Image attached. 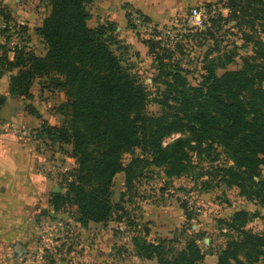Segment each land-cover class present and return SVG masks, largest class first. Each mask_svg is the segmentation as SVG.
<instances>
[{"label":"trees","instance_id":"1","mask_svg":"<svg viewBox=\"0 0 264 264\" xmlns=\"http://www.w3.org/2000/svg\"><path fill=\"white\" fill-rule=\"evenodd\" d=\"M93 1L47 0L48 14L35 29L43 56L26 46L13 63L0 58L2 72L17 69L10 79V96L28 98L36 80L64 93L66 101L57 107L63 118L60 126L43 124L40 133L52 145L71 147L75 167L66 194H52L51 202L76 206L83 225L105 222L114 211L124 214L121 201L112 202L117 174H124L126 187L146 166L164 167L168 177L181 176L190 153H199L206 144L207 149L217 145L227 152L232 165L222 176L228 186L264 204V180L256 181L264 167V0H226L227 17L217 15L211 21L216 29L219 23H231L252 45V55L241 59L240 68L226 69L234 61L230 51L223 53L210 60L197 87L188 85L180 71L160 70L168 81L156 101L162 108L159 116L147 114L149 91L112 50L117 44L113 25L88 27L87 6ZM204 30L212 39L211 29ZM215 63L224 71L221 75ZM172 134L181 136L163 147L162 140ZM136 149L141 155L124 164L123 156ZM249 217L243 211L233 215L227 226L236 235L216 264H254L264 256V236L244 229ZM140 248L158 257V264H199L203 257L194 241L172 261L162 258V246L145 239Z\"/></svg>","mask_w":264,"mask_h":264},{"label":"rangeland","instance_id":"2","mask_svg":"<svg viewBox=\"0 0 264 264\" xmlns=\"http://www.w3.org/2000/svg\"><path fill=\"white\" fill-rule=\"evenodd\" d=\"M123 1L130 36L135 44L117 42L112 45V50L122 57L124 65L149 91L150 100L146 106L149 115L162 114V108L156 101L162 98L161 93L166 88L164 83L168 80L160 76L161 69L170 67L180 71L188 85L197 87L210 60L230 51L234 62L226 64V69L236 70L240 68L242 58L252 55V45L242 40V33L233 29L231 23H219V29L212 28L211 21L217 15L227 17L226 0H148V8L156 11L166 8V12L170 10V14H166L168 17L157 23L142 14L137 0ZM92 6V3L87 6L88 11ZM14 7L22 10L24 17L19 19L26 22V16H42L44 10L49 9L47 0H21L19 4L10 0L9 6L0 5V17H14L11 13ZM194 7L201 8L206 19L204 28H196L189 23L190 12ZM133 16L153 26L159 38L156 39L155 35L147 37L143 32H138L132 24ZM205 28L211 29L212 39L205 35ZM148 43L153 44V50H150ZM213 66L216 68L218 63ZM215 71L217 75L224 72L220 68ZM35 89L36 102L38 99L45 102L47 97L50 98L40 96V89ZM166 139L168 137L162 140V146ZM52 148L55 153L60 152L58 145ZM207 148L203 144L199 153L191 152L186 172L178 177L166 176L164 167L146 166L140 176L126 187L121 185L123 178L120 175L123 173L117 174L112 187V202L116 204L121 201L124 214L120 210L114 211L105 222L83 225L77 207L71 203L52 204L51 216H41L35 222L41 212L36 210L30 215V231L26 234L23 228L21 232H16L20 236L15 238L9 237L8 232L0 233V264H158V257L148 256L140 248L144 239L162 246L164 252L161 256L168 261L184 252L189 243L194 241L203 254L199 264H212L213 260L206 258V255L218 257L226 249L230 239L236 235L227 224L236 212L241 211L250 216L244 229L264 236V204L257 198L249 199L242 195L236 186H228L222 176L223 170L232 165L227 152L217 145H213L212 149ZM140 155L141 151L136 149L133 155H124L123 162L127 164L133 157ZM53 156L59 165L65 164L66 168L74 169L75 166L71 167L69 162ZM70 170L63 175L58 171L53 174L62 191L68 184L66 178ZM42 171L45 173V170ZM261 180H264V167H261L259 178L256 179ZM116 193L118 198L115 201ZM176 195L187 196L193 204L189 206ZM50 200H53L52 194ZM46 222L57 228L59 235V238L51 237L48 244L43 240ZM16 242L27 244L26 253L20 257L14 256L11 247ZM42 246L44 254L41 261L35 256ZM108 251H112L110 256ZM254 264H264V256Z\"/></svg>","mask_w":264,"mask_h":264},{"label":"crops","instance_id":"3","mask_svg":"<svg viewBox=\"0 0 264 264\" xmlns=\"http://www.w3.org/2000/svg\"><path fill=\"white\" fill-rule=\"evenodd\" d=\"M14 1L19 4L21 0ZM137 1L139 10L152 22L157 23L160 19L168 17L166 14H170V10L166 12V8L161 9V11L148 8V0ZM123 2V0H94L92 3L94 7L92 6L91 10H89L90 19L87 21V25L90 28H95L105 22H110L115 28L114 37L116 43L134 45L135 42L130 36L131 30L122 5ZM9 3L10 0H0V5L9 6ZM48 11L49 9L44 10V15L42 16L37 14H31V17L26 16L28 20L27 40L31 51L36 56H43L44 47L36 36L35 29L41 26ZM11 13L14 17L22 18L23 16L19 7H14ZM0 58L8 63L14 62V58L3 49L0 50ZM16 73L17 69L6 70L0 78V97L2 99L0 103V118L12 120L20 126L30 128L43 124L60 126L63 118L57 107L66 101L64 93L47 87L48 84L44 80H36L30 89L28 98L12 97L9 95L10 79ZM36 87L40 89V96L45 95V97L50 96V98L47 97L48 100L45 102L39 99L36 102ZM46 144L47 150L41 151L32 141L20 140L11 136L0 137V233L8 232L9 237L15 238L18 235L20 236V233L16 232L18 230L21 232L23 228L22 230L26 234V232L30 231V215L34 214L33 212L36 210L41 211L39 215L46 212L44 215L46 218L51 216L50 206L53 203L50 200V196L58 186L53 174L55 171L59 172V168L63 166L59 165L54 156L52 158V155L57 156L62 161L69 162L72 165L71 167L75 166V160L66 155L67 152L70 153L71 147L58 146L60 152L55 153L52 148L54 145L48 141ZM52 160L56 162L58 169L50 174H47L46 171L44 173L42 170L49 168ZM63 167H65V164ZM41 168L43 169L41 170ZM120 176L123 178L121 185L124 186V174ZM65 194L66 189L59 195L64 196ZM39 215L36 216L35 222L38 220ZM25 247L27 248V244H25ZM110 252L112 251H108L109 256ZM206 258L213 260L212 264L217 262L215 255H206Z\"/></svg>","mask_w":264,"mask_h":264},{"label":"built area","instance_id":"4","mask_svg":"<svg viewBox=\"0 0 264 264\" xmlns=\"http://www.w3.org/2000/svg\"><path fill=\"white\" fill-rule=\"evenodd\" d=\"M132 24L136 28L138 32H143L147 37H151L153 35L156 36V39L159 38L158 31L151 25L146 24L139 19L138 16L132 17ZM189 23L196 28H204L206 19L202 14L201 8L194 7L191 9L189 16ZM27 31L28 24L26 21L12 17L11 19H4L0 17V50L5 49L11 57H15L16 54L24 49V47L28 46L30 48V44L27 41ZM3 66L0 64V78L3 74ZM41 125L30 128L25 126H20L16 122L12 120H6L0 118V137L2 136H11L18 138L20 140H29L35 143V145L41 150H47V141L44 136L41 135ZM179 137V134H172L166 141L163 142V146L166 147L167 144L174 141ZM49 142V141H48ZM49 145V144H48ZM56 162L52 160L50 162L49 168H46L45 171L50 174L54 170L58 169V166L55 164ZM70 169L66 167H60L59 172L66 174ZM72 171V170H70ZM71 178L69 174L67 175L66 181L69 182ZM181 199L185 200V202L191 206L192 201L188 199L185 195H176ZM57 229V228H56ZM55 227H53L49 222H46L43 227V240L45 244H48L51 241V237L59 238L57 235V231ZM56 245V244H54ZM44 247H39L37 255L35 256L38 260L43 259Z\"/></svg>","mask_w":264,"mask_h":264},{"label":"water","instance_id":"5","mask_svg":"<svg viewBox=\"0 0 264 264\" xmlns=\"http://www.w3.org/2000/svg\"><path fill=\"white\" fill-rule=\"evenodd\" d=\"M1 97H0V103L2 102L1 101ZM60 193H63L62 189L57 186L54 190H53V194H60ZM65 193V192H64ZM118 198V193H116V195L114 196V200L116 201V199ZM46 214V212H44L43 214L39 215L38 219L41 217V216H44ZM185 214H187V212H185ZM12 250H13V254L15 257H20L22 255H24L26 253V247L25 245H22L20 243H15L12 245Z\"/></svg>","mask_w":264,"mask_h":264}]
</instances>
